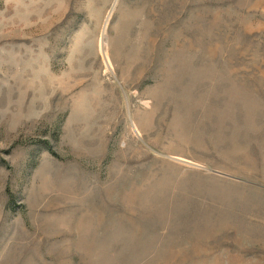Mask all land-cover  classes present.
<instances>
[{
  "label": "rangeland",
  "instance_id": "374dc122",
  "mask_svg": "<svg viewBox=\"0 0 264 264\" xmlns=\"http://www.w3.org/2000/svg\"><path fill=\"white\" fill-rule=\"evenodd\" d=\"M0 264H264V0H0Z\"/></svg>",
  "mask_w": 264,
  "mask_h": 264
}]
</instances>
